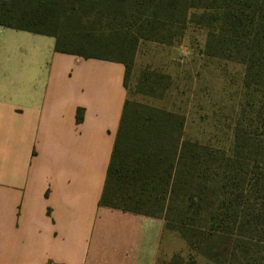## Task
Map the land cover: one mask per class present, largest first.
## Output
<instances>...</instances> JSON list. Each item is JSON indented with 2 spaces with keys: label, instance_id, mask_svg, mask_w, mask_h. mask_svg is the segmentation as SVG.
<instances>
[{
  "label": "trees",
  "instance_id": "1",
  "mask_svg": "<svg viewBox=\"0 0 264 264\" xmlns=\"http://www.w3.org/2000/svg\"><path fill=\"white\" fill-rule=\"evenodd\" d=\"M187 24L207 31L204 54L244 66L262 104L226 151L186 137L182 114L126 99L98 203L163 219L186 248L165 264H264V0H0V25L122 62L125 86L138 44H171Z\"/></svg>",
  "mask_w": 264,
  "mask_h": 264
},
{
  "label": "crops",
  "instance_id": "2",
  "mask_svg": "<svg viewBox=\"0 0 264 264\" xmlns=\"http://www.w3.org/2000/svg\"><path fill=\"white\" fill-rule=\"evenodd\" d=\"M55 41L0 25V264H155L163 219L98 203L125 66Z\"/></svg>",
  "mask_w": 264,
  "mask_h": 264
},
{
  "label": "rangeland",
  "instance_id": "3",
  "mask_svg": "<svg viewBox=\"0 0 264 264\" xmlns=\"http://www.w3.org/2000/svg\"><path fill=\"white\" fill-rule=\"evenodd\" d=\"M206 32L187 24L171 44L141 41L126 79L127 99L182 114L186 137L229 151L234 124L246 123L263 97L243 85L242 64L204 54ZM158 248L155 264L186 253L178 234L164 228Z\"/></svg>",
  "mask_w": 264,
  "mask_h": 264
}]
</instances>
